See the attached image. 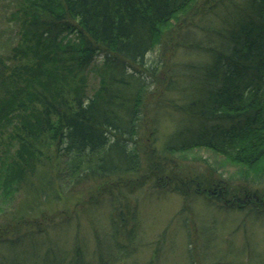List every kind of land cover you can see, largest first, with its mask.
Wrapping results in <instances>:
<instances>
[{
  "label": "trees",
  "instance_id": "16d2710c",
  "mask_svg": "<svg viewBox=\"0 0 264 264\" xmlns=\"http://www.w3.org/2000/svg\"><path fill=\"white\" fill-rule=\"evenodd\" d=\"M218 7L220 24L207 28L217 40H176ZM12 16L16 35L0 52V264H115L138 244L131 194L149 181L187 203L203 194L263 214L264 0H18ZM170 30L171 43L207 59L146 64ZM174 91L179 121L156 150L153 108ZM196 149L223 161L196 159L208 164L198 169L184 155ZM80 184L81 199L48 211L50 192L58 200ZM104 198L109 226H92V256L77 232L69 248L49 241L38 250L34 235Z\"/></svg>",
  "mask_w": 264,
  "mask_h": 264
},
{
  "label": "rangeland",
  "instance_id": "374dc122",
  "mask_svg": "<svg viewBox=\"0 0 264 264\" xmlns=\"http://www.w3.org/2000/svg\"><path fill=\"white\" fill-rule=\"evenodd\" d=\"M17 7L18 0H0V52L9 39L16 35V21L12 13ZM215 10L190 19L186 26L177 31L176 40L199 41L208 37L217 40L214 34L207 32V28L220 24L223 8L218 7ZM172 34L173 30L168 31L164 41L147 53L146 64L156 63L161 67L166 57L169 63L178 66L207 59L206 54L200 51L181 44L177 46L174 44L175 40L171 43ZM100 60V55L95 56L96 64H99ZM96 84V77L89 70L88 94L92 93ZM181 98L182 94L177 91L167 93L166 104L158 109L153 108L157 122H154L156 141L152 144L156 150L160 149L168 133L179 121V111H175L168 102L170 99L180 102ZM143 143L141 142V145ZM184 155L188 163L193 165L196 162L197 168L202 170L208 166L202 161L211 164L223 161L219 155L207 149H196ZM201 158L205 160H196ZM225 171L231 174L232 169L225 166ZM152 182L145 183L131 194L137 201L136 234L139 241L130 254L119 256L115 264H264V212L259 216L252 210L243 209L244 207L240 209L235 206H222L203 194L191 198L187 203L181 194L172 189L153 187ZM256 184L260 195L264 194V181ZM88 185L90 184L86 183V187ZM84 191L85 185L80 184L75 192L63 194L58 200H51L54 196L50 192L48 196L52 198L47 200L48 211L62 207L68 209L84 196ZM17 200L18 198H15L12 203L16 204ZM110 211L109 200L104 198L97 205L91 206L86 214L79 213V217L72 219L69 224L34 235L38 250L45 247L49 241L69 248L77 232L85 241L88 254L92 256V226L95 224L98 229L106 230L109 226ZM6 250L5 245L0 246L2 253H6Z\"/></svg>",
  "mask_w": 264,
  "mask_h": 264
}]
</instances>
